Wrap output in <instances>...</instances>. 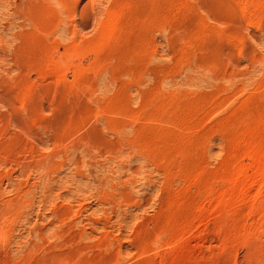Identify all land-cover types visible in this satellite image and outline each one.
I'll use <instances>...</instances> for the list:
<instances>
[{
    "label": "rangeland",
    "instance_id": "obj_1",
    "mask_svg": "<svg viewBox=\"0 0 264 264\" xmlns=\"http://www.w3.org/2000/svg\"><path fill=\"white\" fill-rule=\"evenodd\" d=\"M0 264H264V0H0Z\"/></svg>",
    "mask_w": 264,
    "mask_h": 264
},
{
    "label": "bare ground",
    "instance_id": "obj_2",
    "mask_svg": "<svg viewBox=\"0 0 264 264\" xmlns=\"http://www.w3.org/2000/svg\"><path fill=\"white\" fill-rule=\"evenodd\" d=\"M29 15V14H28Z\"/></svg>",
    "mask_w": 264,
    "mask_h": 264
}]
</instances>
